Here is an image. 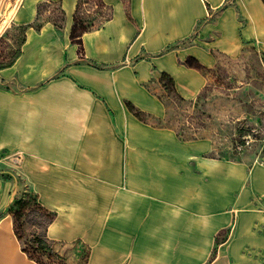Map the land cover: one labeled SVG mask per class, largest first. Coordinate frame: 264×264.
I'll return each mask as SVG.
<instances>
[{
	"label": "crops",
	"instance_id": "obj_1",
	"mask_svg": "<svg viewBox=\"0 0 264 264\" xmlns=\"http://www.w3.org/2000/svg\"><path fill=\"white\" fill-rule=\"evenodd\" d=\"M207 1L216 8L224 0ZM102 2L111 15L100 28L84 32L81 51L71 39L79 0H20L11 23L24 26L22 53L0 67L1 154L20 153L29 177L85 176L120 188L118 214L121 203L124 209L131 205L134 231L116 239L133 241L130 264H208L218 232L250 203L264 207V163L206 155V141L182 139L160 122L167 115L163 74L176 76L184 97L199 91L198 69L189 74L179 59L191 55L202 63L208 55L198 47L187 54L174 51L208 13L205 0ZM52 3L61 24L46 19L37 29L40 7ZM252 7L254 29H264V8ZM4 197L0 180V264H39L23 251L12 214L1 212L9 205ZM174 207L183 210L182 223L199 226L197 231H135L136 225L168 223L158 216ZM250 237L230 235L213 264L222 257L229 264H252L254 253L264 255V238ZM122 249L118 244L119 254ZM125 259L120 264H128Z\"/></svg>",
	"mask_w": 264,
	"mask_h": 264
},
{
	"label": "rangeland",
	"instance_id": "obj_2",
	"mask_svg": "<svg viewBox=\"0 0 264 264\" xmlns=\"http://www.w3.org/2000/svg\"><path fill=\"white\" fill-rule=\"evenodd\" d=\"M8 2L15 0L1 1L0 22ZM256 4L264 8V0H224L216 8L205 0V12L208 13L198 22L192 35L181 44L169 45L163 50L171 51L176 46L174 52L187 54L189 48L198 47L208 55L209 60L202 63L191 55L179 59L189 74L198 69L201 76L198 93L192 98L182 96L173 73H169L173 81L161 82V97L167 106V115L160 122L176 129L182 139L206 141L209 144L206 155L248 165L264 163V29H254L258 28L256 23L254 25L252 7ZM55 8L54 3L42 5L39 22L48 19L60 25L61 16ZM110 15V8L102 0H79L76 28L78 32L100 28ZM250 23L253 28H249ZM7 26L0 37V63L3 64L13 59L24 40V26L14 21ZM259 27L264 28V22ZM143 117L148 118V115ZM19 155L7 149L2 155L0 149V180L5 188L3 201L11 208L16 200L33 201L32 197L36 196L38 201L58 211L50 218L49 213L32 203L23 209L28 215L23 217L21 229H15L13 219L14 233L23 236V241L19 240L21 246L23 242L29 244L36 239L37 234L50 242L36 253L35 261L42 264H120L126 257L125 262L130 264L133 241L116 239L118 233L134 231L131 205L124 209L121 203L118 214L117 192L120 188L85 176L29 177L23 170V160H15ZM125 204L131 203L125 200ZM259 204L258 201L250 203L234 216L233 225L222 227L208 264L214 263L216 251L224 247L221 243L232 234L233 238L235 233L264 238V212H260L264 207ZM4 211L9 212L5 207L1 212ZM163 211L159 220L166 219L168 223L136 225L135 231H197L199 226L182 223L186 217L182 209L174 207L169 214V211ZM143 243L147 245L149 241ZM118 244L123 248L121 254L116 250ZM254 254L258 256L251 258L252 264L256 261L264 264V255ZM229 259L222 257L215 264H229Z\"/></svg>",
	"mask_w": 264,
	"mask_h": 264
},
{
	"label": "trees",
	"instance_id": "obj_3",
	"mask_svg": "<svg viewBox=\"0 0 264 264\" xmlns=\"http://www.w3.org/2000/svg\"><path fill=\"white\" fill-rule=\"evenodd\" d=\"M78 9H79V3H78V8L76 10V13L74 15V25L72 27L71 39L73 42L79 43L80 49H81V51H83L82 35L84 34L85 31H87V29H83L80 32H78V30L76 28ZM39 21H40V16L36 20V24H35L37 29H40L41 25H42V23H40ZM21 53H22L21 49H18L17 52L15 53L13 59L7 64L0 63V67L12 65L15 62V60L21 55ZM165 80L173 81V78H171V76H169L168 74H163L162 81H165ZM137 115L142 117L143 114L141 112H137ZM32 200L33 201L27 200V198H21L19 200H16V202L12 204L11 208H10V204L8 205L9 207L7 206L9 212L13 216L14 225H15L16 230H19L22 228V225H23L22 219L24 216L28 215L25 212H23V209L31 206L32 203L35 205V207L42 208V210L44 212L49 213V215L51 216L50 218H54V216H55L54 212H51V211L45 209L42 206V204L37 200L36 196H33ZM16 206H18L19 209H15ZM51 220H53V219H51ZM16 235L20 241L21 240L23 241L22 235L18 234V232L16 233ZM26 244L27 243L23 242V246H22L23 251L26 252L31 259L36 260L35 259L36 253L39 254L41 252V250H43L44 248H46L47 245L50 244V242L48 240H45L43 235L37 234L36 239H34L33 241H30L29 244H27V245ZM38 258H39V255H38ZM37 262L39 264H42L39 261H37Z\"/></svg>",
	"mask_w": 264,
	"mask_h": 264
},
{
	"label": "bare ground",
	"instance_id": "obj_4",
	"mask_svg": "<svg viewBox=\"0 0 264 264\" xmlns=\"http://www.w3.org/2000/svg\"><path fill=\"white\" fill-rule=\"evenodd\" d=\"M20 0H15V2H8L6 8L4 9V17L3 21L0 22V36L3 34L4 27L9 25L16 13L17 5L19 4ZM5 24V26L3 25Z\"/></svg>",
	"mask_w": 264,
	"mask_h": 264
},
{
	"label": "built area",
	"instance_id": "obj_5",
	"mask_svg": "<svg viewBox=\"0 0 264 264\" xmlns=\"http://www.w3.org/2000/svg\"><path fill=\"white\" fill-rule=\"evenodd\" d=\"M15 160H21V155L16 156V157H15Z\"/></svg>",
	"mask_w": 264,
	"mask_h": 264
}]
</instances>
